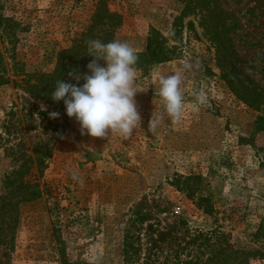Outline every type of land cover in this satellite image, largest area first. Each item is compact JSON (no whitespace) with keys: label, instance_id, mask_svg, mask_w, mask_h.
I'll return each mask as SVG.
<instances>
[{"label":"rangeland","instance_id":"1","mask_svg":"<svg viewBox=\"0 0 264 264\" xmlns=\"http://www.w3.org/2000/svg\"><path fill=\"white\" fill-rule=\"evenodd\" d=\"M213 1L237 23L230 36L242 75L264 88V0ZM95 3L0 0L2 15L20 25L14 47L5 41L3 50L28 74L52 73L57 53L86 31ZM107 7L122 17L112 41L141 54L153 28L174 56L160 64L137 61L141 120L129 138L81 135L62 110L12 84L0 87V194L5 177L26 160L23 181L41 192L21 206L11 249L0 247V264H125L126 237L133 264L202 261L227 246L264 255V124L255 123L264 109L230 92L198 17H180L181 0H107ZM176 72L184 99L179 123L165 114L157 83ZM52 112L59 116L49 118ZM152 115L163 120L148 131ZM39 146L51 153L43 165L33 154ZM188 177L191 191L176 186ZM200 198L209 199L210 212ZM250 264H264V256Z\"/></svg>","mask_w":264,"mask_h":264},{"label":"trees","instance_id":"2","mask_svg":"<svg viewBox=\"0 0 264 264\" xmlns=\"http://www.w3.org/2000/svg\"><path fill=\"white\" fill-rule=\"evenodd\" d=\"M184 4L180 17L194 15L199 19V26L208 33L216 56V62L221 73V79L225 82L230 92L248 107L258 111L264 109V88H260L256 83L243 76L238 67V54L235 51L230 34L236 29L237 23L232 17L221 9L213 0H181ZM0 6V87L12 84L20 88L30 97L41 102L54 106L65 112L63 102H53L51 92L58 80L69 83H77L70 74L81 77L89 74L87 65L92 60L88 53V41L100 40L108 43L113 40V35L117 27L120 26L122 17L114 12H110L107 7V0H96L94 11L91 15L90 24L86 31L73 40V44L68 49H63L57 53L56 66L52 73L28 74L23 65L15 60L14 55L3 50L2 43H6L13 48L15 35L20 25L10 18H5L1 13ZM180 17L176 20H179ZM192 28V24L188 23ZM174 56V51L168 49L165 40L160 33L151 28L146 39V51L138 54V60L142 65L160 64L170 61ZM10 60L11 65L6 63ZM102 61H98L101 63ZM83 79L79 84H83ZM69 119V118H68ZM256 126L264 124V118L256 120ZM261 130L260 128H258ZM35 161L38 165H43L44 158L51 156L46 146L36 147L33 151ZM30 161L22 163L12 175L5 177L2 183L3 192L0 194V247L3 246L5 253L12 247L14 231L17 227L21 206L38 200L41 192L36 184L23 181V176L28 172ZM41 166H38L39 171ZM191 177L178 181L176 186L184 185L185 189L191 191ZM195 184V183H194ZM197 188V187H196ZM195 188V189H196ZM200 204L204 211L210 212L212 207L209 199L200 198ZM203 205V206H202ZM55 234V233H54ZM258 232L255 234L257 237ZM126 237L124 243L125 264H133L129 251L132 244ZM206 242L209 239H205ZM58 252L62 260L65 258L64 241L56 238ZM137 250H134L136 254ZM261 251L234 250L231 247H219L214 249L212 254L205 260L191 258L179 264H250L251 259L263 257ZM133 257V256H132ZM64 262V261H62Z\"/></svg>","mask_w":264,"mask_h":264},{"label":"clouds","instance_id":"3","mask_svg":"<svg viewBox=\"0 0 264 264\" xmlns=\"http://www.w3.org/2000/svg\"><path fill=\"white\" fill-rule=\"evenodd\" d=\"M87 43L88 56L92 57L87 65L89 74L83 77L70 74L75 84L58 80L50 98L53 102H63L65 115L75 119L81 135L103 139L115 133L129 138L141 120L134 99L138 93L135 88L138 52L127 42L118 40ZM157 83L165 114L173 123H179L184 110L181 73L160 75ZM198 99L204 102L202 96ZM58 116L59 113H49L51 119ZM161 120L163 116L152 115L148 131H155Z\"/></svg>","mask_w":264,"mask_h":264}]
</instances>
